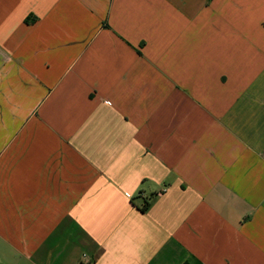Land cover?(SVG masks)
I'll use <instances>...</instances> for the list:
<instances>
[{
	"label": "crops",
	"instance_id": "crops-1",
	"mask_svg": "<svg viewBox=\"0 0 264 264\" xmlns=\"http://www.w3.org/2000/svg\"><path fill=\"white\" fill-rule=\"evenodd\" d=\"M87 262L264 264V0H0V264Z\"/></svg>",
	"mask_w": 264,
	"mask_h": 264
},
{
	"label": "trees",
	"instance_id": "trees-1",
	"mask_svg": "<svg viewBox=\"0 0 264 264\" xmlns=\"http://www.w3.org/2000/svg\"><path fill=\"white\" fill-rule=\"evenodd\" d=\"M149 205H150V203H149L148 201H146V202L144 203V205H143L142 211L147 210L148 207H149Z\"/></svg>",
	"mask_w": 264,
	"mask_h": 264
},
{
	"label": "built area",
	"instance_id": "built-area-1",
	"mask_svg": "<svg viewBox=\"0 0 264 264\" xmlns=\"http://www.w3.org/2000/svg\"><path fill=\"white\" fill-rule=\"evenodd\" d=\"M83 257L86 258V254H84ZM86 264H91V262H87Z\"/></svg>",
	"mask_w": 264,
	"mask_h": 264
}]
</instances>
